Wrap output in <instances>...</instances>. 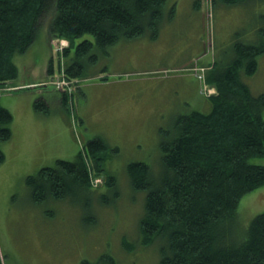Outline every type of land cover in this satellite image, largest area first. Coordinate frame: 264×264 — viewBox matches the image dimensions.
<instances>
[{"label":"rangeland","instance_id":"374dc122","mask_svg":"<svg viewBox=\"0 0 264 264\" xmlns=\"http://www.w3.org/2000/svg\"><path fill=\"white\" fill-rule=\"evenodd\" d=\"M168 2L156 36L149 25L141 37L96 50L99 61L87 80L64 73L71 43L50 37L48 23L30 50L14 57L19 77L0 85L1 103L15 119L12 139L0 142L6 154L0 164V264H81L85 259L96 264L107 253L117 264H160L163 242L139 244L147 193L134 190L128 165L144 162L158 179L160 143L177 117L212 111L207 99L219 92L214 84L202 83L205 74L235 57L236 42L259 43L264 31V0ZM86 39L94 40L86 35L76 44ZM104 68L107 73L98 76ZM241 75L252 94H264V55L252 77ZM29 86L34 87L23 88ZM48 99L51 105L44 111L35 107ZM96 138L110 147L98 164L86 148ZM80 152L90 166L92 207L85 208L75 192L39 202L32 189L37 178L29 183L28 177L59 160L75 161ZM252 162L264 165V157ZM111 175L115 190L105 185ZM103 197L109 203H101ZM238 207L243 232L264 212V187ZM124 240L136 246L133 252Z\"/></svg>","mask_w":264,"mask_h":264},{"label":"trees","instance_id":"16d2710c","mask_svg":"<svg viewBox=\"0 0 264 264\" xmlns=\"http://www.w3.org/2000/svg\"><path fill=\"white\" fill-rule=\"evenodd\" d=\"M218 1L234 5L248 0H213V4ZM169 3L0 0V85L18 79L13 59L30 50L46 23L50 37L71 43L64 54V73L71 80H87L99 61L96 50L106 51L121 40L141 37L149 25L158 32ZM155 29L152 36L157 35ZM86 35L94 40L86 39L77 45L78 38ZM262 36L259 43L236 42L235 57L219 64L215 72L205 74L202 83L214 84L219 92L207 99L212 111H193L177 117L173 130L160 143L163 172L158 179L152 177L144 162L128 165L134 190L147 193L146 215L140 221L143 239L139 244L150 247L156 240L163 242L160 264H264V212L241 232L238 211L248 194L264 187V165L252 162L264 157V94H252L241 75L243 72L252 77L258 71L259 59L264 55V31ZM105 70H100L98 76L106 74ZM52 72L53 62L48 69L50 75ZM47 106V100L35 102L37 109ZM14 120L0 98V142L12 139ZM86 148L89 158L97 164L105 162L110 152L103 138L91 140ZM5 159L0 149V164ZM89 169L80 152L75 161L59 160L56 167L43 168L27 181L37 178L32 189L39 202L61 200L75 192L89 209ZM112 176L106 178L105 185L115 190L117 180ZM101 203L109 202L103 197ZM127 243L124 240L123 245L133 252L136 246ZM100 263L117 264L108 253L100 256L96 264ZM81 264L94 263L85 259Z\"/></svg>","mask_w":264,"mask_h":264},{"label":"crops","instance_id":"0c3cea01","mask_svg":"<svg viewBox=\"0 0 264 264\" xmlns=\"http://www.w3.org/2000/svg\"><path fill=\"white\" fill-rule=\"evenodd\" d=\"M38 86H40V85H38ZM29 87H31V86H29ZM33 87L34 86H32L31 88H33ZM15 89H21V87H15ZM49 101L51 102L52 100H50V99L47 100L48 104L51 105Z\"/></svg>","mask_w":264,"mask_h":264},{"label":"bare ground","instance_id":"6f19581e","mask_svg":"<svg viewBox=\"0 0 264 264\" xmlns=\"http://www.w3.org/2000/svg\"><path fill=\"white\" fill-rule=\"evenodd\" d=\"M218 89V88H217ZM206 94V93H205ZM219 94V93H218ZM216 95V94H215ZM83 149V148H82ZM89 164V163H88Z\"/></svg>","mask_w":264,"mask_h":264}]
</instances>
